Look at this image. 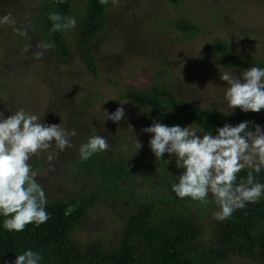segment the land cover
I'll return each mask as SVG.
<instances>
[{"label": "trees", "instance_id": "1", "mask_svg": "<svg viewBox=\"0 0 264 264\" xmlns=\"http://www.w3.org/2000/svg\"><path fill=\"white\" fill-rule=\"evenodd\" d=\"M17 1L18 11H11L9 5L1 7L0 17L11 14L16 27L26 26L31 20L32 44H51L49 53L62 62L72 56L73 42L92 76L102 75L101 62L92 51V45L109 24L110 0L107 5H101L99 0H84L79 7L75 0ZM169 1L176 7L183 2ZM28 12L34 17H20ZM53 12L76 18L73 41L67 31H51L49 14ZM33 27L39 30H33ZM174 27L192 36L199 31L185 18L175 20ZM211 51L220 54L235 68H264V57H245L223 38L213 41ZM0 73L4 71L0 69ZM107 80L112 87L120 88L119 81ZM9 89L0 80V92ZM119 92L122 99L143 109L142 115H145L140 121L145 126H151L153 122L181 127L190 124L212 134L225 124L236 126L248 121L249 130L255 125L264 126V109L258 113H245L237 108L235 113L225 114L182 100L167 85L156 84L147 90L128 87ZM87 104L86 98L81 106ZM68 107V104L54 101L50 112L58 116L65 109L70 118L69 127H65L75 131L79 129L77 125L85 121L79 130L81 138L71 137L72 147L64 151L54 148L57 155L49 166L50 171L65 174L73 182V192L63 198L47 197L45 210L49 219L39 226L29 224L22 232L6 231L3 228L5 217L0 216V264H14L16 256L29 249L41 254V264H224L236 256L264 264V196L235 210L231 217L217 221L213 214L218 207L211 196L207 204H201L191 198L181 199L172 191V184L178 182L177 177L184 171L176 167L174 156L165 153L162 159L154 155L147 160L149 149L144 145L139 148L136 142L142 131L136 127L137 119L89 123L84 118V115L89 116L86 110L71 112ZM54 124L64 126L62 117ZM98 129L106 132L99 133ZM111 129L116 136L107 134ZM87 130L94 131L88 135ZM93 135L106 138L110 147L82 160L80 145ZM46 160L44 156L32 160L33 168L43 167ZM249 171L251 169H243L237 180L246 179ZM253 175L257 182L264 183V169ZM99 203L109 205L124 219L120 240L113 246L97 239L87 243L74 239L85 217Z\"/></svg>", "mask_w": 264, "mask_h": 264}, {"label": "rangeland", "instance_id": "2", "mask_svg": "<svg viewBox=\"0 0 264 264\" xmlns=\"http://www.w3.org/2000/svg\"><path fill=\"white\" fill-rule=\"evenodd\" d=\"M81 2L84 0H75L76 6ZM8 5L12 6L11 11L17 10L19 2L0 0V9ZM27 14L22 13L20 17H34L33 13ZM75 14L77 17L78 12ZM180 18L194 23L198 33L192 36L174 27V21ZM30 22L22 27L0 25V69L4 71L0 73V80L10 87L8 92H0V113L7 118L23 109L40 116L41 122L49 125L62 117V126L68 132L73 131L68 128L69 114L63 109L60 115H53L50 111L54 101L68 104L71 112L86 110L89 116L84 115V118L89 123L100 124L112 121L106 119L107 114L123 107L122 119H137L139 131L149 127L141 122L145 115H142L143 109L120 97L119 91L128 87L147 90L156 84L167 85L182 100L226 113L229 109L224 93L228 85L220 75L227 71L239 76L246 69L229 66L220 54L213 53V41L223 38L245 57H264V0H183L178 7L169 0H116L115 3L110 0L109 24L92 45V51L101 62L102 75L98 78L88 71L73 42L72 56L67 62L51 56L48 49L37 48L38 44L33 45ZM14 28L26 30L27 35L17 34ZM67 33L73 41L75 28ZM37 51L43 52L42 59L34 57ZM107 78L119 81L120 88L112 87ZM86 98L87 106H81ZM84 122L77 125L79 138ZM186 126L190 124L182 127ZM191 126L201 138L206 133ZM138 129L134 128L136 133ZM261 129L264 131V126ZM93 131L87 130L86 134ZM107 134L114 137L117 133L111 129ZM151 136L142 131L138 135L140 145L149 149L148 161L154 156L149 146ZM47 155L48 152L41 151L29 163L32 166V160L42 156L47 159ZM42 164L43 167L37 169L32 166V170L38 173L37 181L46 197L69 196L74 189L73 182L65 174L50 171L48 160ZM123 222L122 215L109 205L99 203L85 217L74 239L81 243L97 239L113 246L120 240ZM224 264L260 263L236 256Z\"/></svg>", "mask_w": 264, "mask_h": 264}, {"label": "clouds", "instance_id": "3", "mask_svg": "<svg viewBox=\"0 0 264 264\" xmlns=\"http://www.w3.org/2000/svg\"><path fill=\"white\" fill-rule=\"evenodd\" d=\"M99 3L107 5L109 0H99ZM49 19L52 32L68 31L77 24L75 17H64L55 12L49 14ZM15 23L11 14L0 17V25L15 26ZM14 31L27 35V31L20 28H14ZM51 47L47 43L37 45L44 50ZM34 57L42 59L43 52L37 51ZM220 78L228 85L224 93L228 112L239 108L245 113H258L264 109V68L252 66L239 76L225 71ZM124 116V108L118 107L107 114L106 119L119 122ZM249 123L225 124L216 129L215 135L206 132L202 138L191 125L167 126L153 122L142 132L152 134L149 146L157 159L167 153L175 157L177 168L184 169L177 177L178 182L172 184L176 196L191 198L201 204H207L211 196L218 207L214 218L223 221L235 210L257 202L264 195V183L257 182L253 175L264 169V131L260 125L250 131ZM76 135L75 130L68 132L61 124L42 123L40 116L23 109L7 118L0 113V216L5 217L3 228L6 231L22 232L29 224L39 226L49 219L45 210L46 193L29 161L45 151L51 163L57 155L51 151L53 145L64 151L72 147L71 137ZM136 142L140 148V143ZM109 147L106 138L93 135L80 145L79 154L82 160H87ZM245 168L251 171L246 179L238 181V174ZM41 260L39 252L29 249L17 255L14 264H41Z\"/></svg>", "mask_w": 264, "mask_h": 264}]
</instances>
